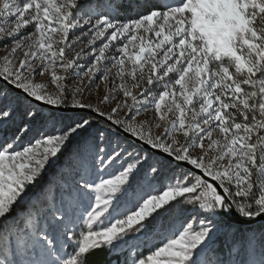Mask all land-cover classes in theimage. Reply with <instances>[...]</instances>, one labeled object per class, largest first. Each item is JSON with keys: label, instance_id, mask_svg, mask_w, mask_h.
Listing matches in <instances>:
<instances>
[{"label": "snow or ice", "instance_id": "6c2138e0", "mask_svg": "<svg viewBox=\"0 0 264 264\" xmlns=\"http://www.w3.org/2000/svg\"><path fill=\"white\" fill-rule=\"evenodd\" d=\"M0 51V264H264V0H0Z\"/></svg>", "mask_w": 264, "mask_h": 264}, {"label": "trees", "instance_id": "16d2710c", "mask_svg": "<svg viewBox=\"0 0 264 264\" xmlns=\"http://www.w3.org/2000/svg\"><path fill=\"white\" fill-rule=\"evenodd\" d=\"M241 231L246 230H256L259 232L262 228H264V223H259L254 226L250 227H240L238 226ZM224 241L223 239L220 240V245L223 246ZM68 251L70 252L71 249L69 248ZM143 254H147V249H145ZM124 256L119 253H114L111 256L107 251H99L95 254L96 264H121V260H123Z\"/></svg>", "mask_w": 264, "mask_h": 264}, {"label": "rangeland", "instance_id": "374dc122", "mask_svg": "<svg viewBox=\"0 0 264 264\" xmlns=\"http://www.w3.org/2000/svg\"><path fill=\"white\" fill-rule=\"evenodd\" d=\"M26 31H29V32L32 31L31 27H29ZM4 54L5 53L3 51H0V57L4 56ZM21 55H22V53H21ZM36 79L39 80L41 78L37 77ZM48 87L51 89L53 86L51 84H49ZM150 116H151V112H148V113L142 114L140 117H138V119H146ZM156 131H159V130H156ZM29 135H31V134H29ZM25 139L27 140V137ZM64 162H65V157L62 156L60 161L57 162V167L59 165L63 164ZM55 171H56V168H52V169L48 170V172L44 175L43 180H41V182H40L41 186L44 185L49 179H51L53 177V174ZM262 223H264V222H262ZM252 226H254V225H252ZM240 227H243V226H240ZM247 227H250V226H247ZM221 239H223V238H221Z\"/></svg>", "mask_w": 264, "mask_h": 264}, {"label": "water", "instance_id": "95a60500", "mask_svg": "<svg viewBox=\"0 0 264 264\" xmlns=\"http://www.w3.org/2000/svg\"><path fill=\"white\" fill-rule=\"evenodd\" d=\"M264 221H261L259 219H256L254 221H246V220H243L242 218L240 217H233L232 218V223L237 225V226H243V227H247V226H252V225H256L258 223H262Z\"/></svg>", "mask_w": 264, "mask_h": 264}, {"label": "bare ground", "instance_id": "6f19581e", "mask_svg": "<svg viewBox=\"0 0 264 264\" xmlns=\"http://www.w3.org/2000/svg\"><path fill=\"white\" fill-rule=\"evenodd\" d=\"M259 224V223H258Z\"/></svg>", "mask_w": 264, "mask_h": 264}]
</instances>
